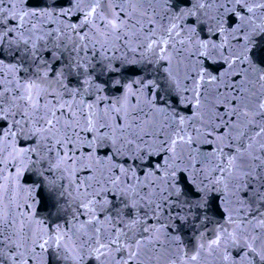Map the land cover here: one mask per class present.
<instances>
[{"label": "snow or ice", "instance_id": "snow-or-ice-1", "mask_svg": "<svg viewBox=\"0 0 264 264\" xmlns=\"http://www.w3.org/2000/svg\"><path fill=\"white\" fill-rule=\"evenodd\" d=\"M0 264H264V0H0Z\"/></svg>", "mask_w": 264, "mask_h": 264}]
</instances>
